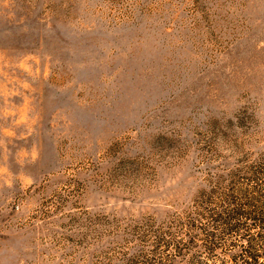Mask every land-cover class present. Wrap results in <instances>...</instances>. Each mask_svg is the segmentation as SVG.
<instances>
[{
    "label": "rangeland",
    "instance_id": "1",
    "mask_svg": "<svg viewBox=\"0 0 264 264\" xmlns=\"http://www.w3.org/2000/svg\"><path fill=\"white\" fill-rule=\"evenodd\" d=\"M0 264H264V0H0Z\"/></svg>",
    "mask_w": 264,
    "mask_h": 264
}]
</instances>
